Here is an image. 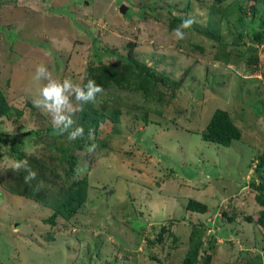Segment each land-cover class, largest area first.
<instances>
[{"label":"rangeland","instance_id":"obj_1","mask_svg":"<svg viewBox=\"0 0 264 264\" xmlns=\"http://www.w3.org/2000/svg\"><path fill=\"white\" fill-rule=\"evenodd\" d=\"M253 2L259 12L249 10L236 23L235 5L248 10ZM222 6L210 0H0V88L23 111L0 118L6 138L0 180L26 159H16L12 145L49 157L70 142L68 134H44L52 124L33 103L38 64L83 83L89 65L122 62L134 43L135 58L158 74L178 80L185 73L173 97L163 87L161 113L132 92H115L105 103L107 115L120 106V120H106L90 143L73 149L76 175L87 177L88 191L69 220L58 217L52 225L46 221L51 208L7 192L0 181V264H181L189 221L205 225L203 249L214 237L211 264H264V228L245 218L255 220L261 209L251 181L264 175V166L257 171L264 152V48L250 36L264 0ZM189 16L197 22L177 41L173 29ZM219 41L229 43L227 62L216 57ZM216 108L228 110L241 130L228 146L201 136ZM189 198L205 203L206 212L187 209ZM162 226L167 230L158 238Z\"/></svg>","mask_w":264,"mask_h":264},{"label":"trees","instance_id":"obj_2","mask_svg":"<svg viewBox=\"0 0 264 264\" xmlns=\"http://www.w3.org/2000/svg\"><path fill=\"white\" fill-rule=\"evenodd\" d=\"M210 1L217 7L222 8V4L226 0ZM235 6L238 7L237 10L240 11V15H237L235 19L236 23H243L245 14H247L249 10L252 16H255L259 12L255 2L250 4L248 10L246 7L239 4ZM231 7L232 6L229 5L228 9L230 10ZM233 9H235L234 6ZM173 20L174 21L171 23L176 25L178 20ZM258 20L259 23L257 24V28L250 33V36L253 42L263 44L264 48V7L260 12ZM208 35L217 37L211 31L208 32ZM239 36L241 35H238L237 38ZM219 43L221 46H219L216 57L218 60L227 62L232 55L230 49H228L229 43H223L222 41H219ZM134 46V43L129 45L128 56L122 62L99 63L97 65H89L86 68L83 83H86L88 79H94L98 85L103 87L104 92L100 94L103 95V98L102 101L99 102V107H94L93 103L84 105L78 104V108H82L83 110L78 111V114L73 118L75 121L74 127L83 126L85 128L83 137L75 141H70L69 144L66 143V145L60 143L59 146L57 145L56 147L59 153H53L49 157L26 154L22 147L12 145V151L16 155V159L25 157L28 165L37 172V178L30 184L25 183L23 169L17 171L10 168L8 176L0 180L1 186L9 193L30 198L51 208L52 213L46 221L52 225H54L58 217L69 220L87 200V177H77L78 157L74 154L73 149H82L87 143H90L88 137V130L90 128L94 130L92 136L94 139L100 132L99 129L103 122L106 120L111 121L113 124L119 122L121 115L120 106H114L109 115L105 113V103L113 99L114 93L118 91L136 93L147 103L159 107L158 109H153V107L150 108L146 103L147 106H149L147 107L148 110L153 109L161 113V107H164V104L167 102L163 87L170 88L171 91L169 92V96L173 97L174 90L180 87L185 78V73L181 75L178 80L170 79L164 74H158L153 67L135 58L133 55ZM110 89H112V91H110ZM98 95L96 101L98 100ZM22 114L23 111L21 109L8 103L4 92L0 88V118H18ZM145 116L146 113L144 118L147 120ZM31 132L38 136L43 131L36 130ZM44 132L45 135L59 137L67 134L55 132L52 126L44 130ZM201 136L204 140L228 146L233 140L241 138V130L234 123L228 110L216 108L210 116L205 128L202 130ZM5 143V135L3 132H0V149ZM102 144L104 143H101V145ZM263 164L264 152L259 155L257 171H260L262 166H264ZM251 187L256 191L255 199L261 206V209L258 210L255 220H253L250 214H247L245 218L247 221H254L264 228V175L260 177L258 183L252 180ZM185 207L200 213H205L207 210V205L205 203L193 198L187 200ZM189 226L190 231L187 240V250L181 260V264H211L212 256L210 250L215 241L214 237H210L206 243V248L203 249L202 247L205 242L203 239L205 225L201 223L195 224L189 221ZM166 230L167 228L162 226L158 233V238H160ZM231 264L254 263L245 261Z\"/></svg>","mask_w":264,"mask_h":264},{"label":"clouds","instance_id":"obj_3","mask_svg":"<svg viewBox=\"0 0 264 264\" xmlns=\"http://www.w3.org/2000/svg\"><path fill=\"white\" fill-rule=\"evenodd\" d=\"M196 22L194 17L184 18L182 23L173 29V38L177 41L184 40L185 30L190 29ZM33 80L38 85L33 99L34 106L51 117L54 131L60 134L67 133L69 141L83 137L85 128L83 126L74 127L73 119L75 113L83 109L74 106L73 100L79 105L95 104L97 95L104 92L103 87L98 85L94 79H88L86 83H76L70 77L57 78L44 63L36 66ZM93 132L91 128L88 130L89 138L93 136ZM14 168L17 171L23 169L25 183L30 184L37 178V172L28 165L26 160L15 163Z\"/></svg>","mask_w":264,"mask_h":264}]
</instances>
